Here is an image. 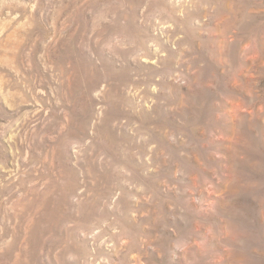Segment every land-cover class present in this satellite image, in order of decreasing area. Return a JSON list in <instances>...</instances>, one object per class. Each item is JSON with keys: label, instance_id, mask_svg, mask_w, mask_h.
<instances>
[{"label": "rangeland", "instance_id": "obj_1", "mask_svg": "<svg viewBox=\"0 0 264 264\" xmlns=\"http://www.w3.org/2000/svg\"><path fill=\"white\" fill-rule=\"evenodd\" d=\"M0 264H264V0H0Z\"/></svg>", "mask_w": 264, "mask_h": 264}]
</instances>
